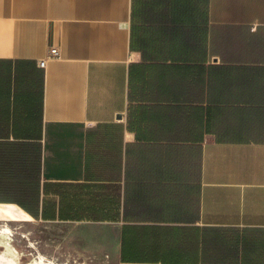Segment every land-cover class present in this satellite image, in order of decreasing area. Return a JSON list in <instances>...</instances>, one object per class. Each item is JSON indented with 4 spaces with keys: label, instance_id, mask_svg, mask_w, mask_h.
Here are the masks:
<instances>
[{
    "label": "crops",
    "instance_id": "1",
    "mask_svg": "<svg viewBox=\"0 0 264 264\" xmlns=\"http://www.w3.org/2000/svg\"><path fill=\"white\" fill-rule=\"evenodd\" d=\"M3 203L106 264H264V0H0Z\"/></svg>",
    "mask_w": 264,
    "mask_h": 264
},
{
    "label": "rangeland",
    "instance_id": "2",
    "mask_svg": "<svg viewBox=\"0 0 264 264\" xmlns=\"http://www.w3.org/2000/svg\"><path fill=\"white\" fill-rule=\"evenodd\" d=\"M2 223L4 222L0 221V225ZM9 224L13 231L15 230L14 244L21 252L23 264H28L30 259H35L38 255L40 257L41 254L59 263L106 264L99 256L83 253L76 247L79 245L80 248L82 244L68 241L73 224L34 219Z\"/></svg>",
    "mask_w": 264,
    "mask_h": 264
},
{
    "label": "bare ground",
    "instance_id": "3",
    "mask_svg": "<svg viewBox=\"0 0 264 264\" xmlns=\"http://www.w3.org/2000/svg\"><path fill=\"white\" fill-rule=\"evenodd\" d=\"M33 219L30 214L17 205L9 203L0 204V221L4 222L0 225V264H23L21 261V252L14 244L15 230L13 231L9 222H21ZM38 256L35 259H30L28 264H69L59 263L42 254L40 257Z\"/></svg>",
    "mask_w": 264,
    "mask_h": 264
},
{
    "label": "built area",
    "instance_id": "4",
    "mask_svg": "<svg viewBox=\"0 0 264 264\" xmlns=\"http://www.w3.org/2000/svg\"><path fill=\"white\" fill-rule=\"evenodd\" d=\"M60 56V50L56 46H51L47 57L41 58L38 62L42 67H45L50 59H55Z\"/></svg>",
    "mask_w": 264,
    "mask_h": 264
}]
</instances>
